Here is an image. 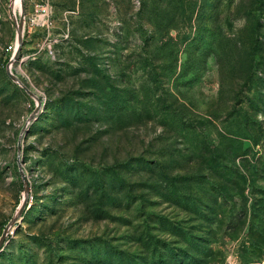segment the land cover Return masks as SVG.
<instances>
[{"label":"rangeland","instance_id":"374dc122","mask_svg":"<svg viewBox=\"0 0 264 264\" xmlns=\"http://www.w3.org/2000/svg\"><path fill=\"white\" fill-rule=\"evenodd\" d=\"M0 264H264V0H0Z\"/></svg>","mask_w":264,"mask_h":264},{"label":"water","instance_id":"95a60500","mask_svg":"<svg viewBox=\"0 0 264 264\" xmlns=\"http://www.w3.org/2000/svg\"><path fill=\"white\" fill-rule=\"evenodd\" d=\"M20 22H21V23L18 24V30H17V35H18L19 45H18L17 51H16V53H15L13 59L10 60V61L15 60L16 54H17V52H18V50H19V48H20V45H21V43H22L23 21L21 20ZM8 73H9V76H10L13 80H15L16 82H18V81H17V77H16V76H15L10 70L8 71ZM25 203H26V201L24 200L22 206H24ZM6 232H7V231L5 230L4 233H3V235H2V238L5 236Z\"/></svg>","mask_w":264,"mask_h":264},{"label":"built area","instance_id":"2783aa9c","mask_svg":"<svg viewBox=\"0 0 264 264\" xmlns=\"http://www.w3.org/2000/svg\"><path fill=\"white\" fill-rule=\"evenodd\" d=\"M18 45H19V40H18V35L16 32V35L14 36L13 40L6 47V52H7V55L9 56L10 60L13 59V57L17 51Z\"/></svg>","mask_w":264,"mask_h":264},{"label":"bare ground","instance_id":"6f19581e","mask_svg":"<svg viewBox=\"0 0 264 264\" xmlns=\"http://www.w3.org/2000/svg\"><path fill=\"white\" fill-rule=\"evenodd\" d=\"M17 5L21 6V0H16Z\"/></svg>","mask_w":264,"mask_h":264}]
</instances>
